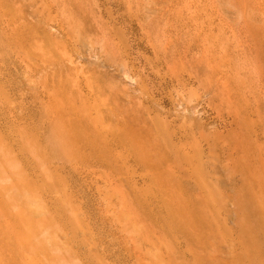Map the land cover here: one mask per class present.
<instances>
[{"label": "rangeland", "instance_id": "obj_1", "mask_svg": "<svg viewBox=\"0 0 264 264\" xmlns=\"http://www.w3.org/2000/svg\"><path fill=\"white\" fill-rule=\"evenodd\" d=\"M55 1L52 14L72 23L70 33L117 61L125 45L126 56L108 57V67L77 57L102 91L97 101L62 70L31 78L51 94L41 104L13 46L0 49L16 80L0 99L31 110L22 147L0 128V164L9 163L0 166V264H264V0H0V15L42 35ZM41 38L33 49L43 53L50 40ZM72 104L93 112L84 126L95 150L74 141L82 127Z\"/></svg>", "mask_w": 264, "mask_h": 264}, {"label": "bare ground", "instance_id": "obj_2", "mask_svg": "<svg viewBox=\"0 0 264 264\" xmlns=\"http://www.w3.org/2000/svg\"><path fill=\"white\" fill-rule=\"evenodd\" d=\"M6 1V0H5ZM13 1V0H12ZM108 3V2H107ZM57 5L58 4V1H55V2H51V6L49 5L48 6V12L50 13L49 15H47L46 16V18H45V20H44V23H43V33L44 34H42V35H39V34H37V35H35V36H37L38 38L39 37H42L41 39H43V40H46L47 39V37L49 38V40H50V45H48V46H50L48 49H47V44L46 43H44L43 44V46H42V48H43V53L42 52H38L37 50H35V49H33V45L35 44V39H37V40H39L38 38H36L34 35H32V34H29V33H27L25 30H27L26 28L25 29H23L22 28V26H23V24L22 23H18V17L16 18V15L14 16V15H10V14H7V15H0V17L4 20V18L5 17H7L5 20H4V23H5V26L3 27V23H2V25H1V22H0V49H2L3 48V50L5 49V48H7L6 50H10L11 49V46H13L12 48V53H13V55H12V57H15V59H13L10 55H8V53H7V55H8V57L6 56L5 58H9V59H11L12 58V60L14 61H16L17 62V60H18V63H19V65L21 66L20 67V71H21V74L23 75V77L25 76L26 77V72H27V80H28V84H29V89L30 90H32L31 91V96H32V94L33 95H35L36 96V98L38 97V100L40 101V103L42 104V101H43V99L46 97V96H48V101H49V99L51 98V94H49V92H48V90H47V88L43 85V83L40 81V79H39V81H35V82H31L32 80L34 81V80H36L37 79V77L38 78H41L42 77V74L43 73H45V71L46 70H54V71H56L57 69L58 70H62L66 75H74V77H75V80H74V82H75V85H76V87H77V91L82 95V96H84L85 98L84 99H86V100H89V99H92V100H94V101H97V99H98V97L100 96V95H102V91H100V89H99V86L97 85V84H95V83H93L92 81H90L89 80V77H91V75H89V74H86V72H85V69H84V67L82 66V65H78V61H77V57H80V53H85V54H88L90 57H92V60L91 61H93L94 63H96V64H100V65H103V66H105V67H108L110 64H112L113 65V63H111V62H109V61H107V58L108 57H111L112 59H114V60H116L117 61V59L116 58H114L115 56H113V55H110L109 53H106L107 52V49H105V47H104V45L101 43L98 47H95V46H93V45H91V44H89L88 43V41H87V39H85L84 37L86 36L83 32H74V33H70V29L72 28V23L70 22V21H68V23L66 24L65 23V21H63L61 18H58L57 17V14H52V11H53V9L51 10V7H53L54 5ZM13 5V4H12ZM2 7V6H1ZM12 7V6H11ZM15 7H17V6H15ZM61 8V7H60ZM69 8V7H68ZM105 8V7H104ZM15 9H17V8H15ZM23 9V8H22ZM2 10H3V7H2ZM24 10V9H23ZM3 11H6L7 13H8V10H3ZM14 11V10H13ZM51 11V12H50ZM108 10H106V12H107ZM17 12V11H16ZM15 12V13H16ZM105 12V13H106ZM3 13V12H2ZM6 14V13H5ZM13 14H14V12H13ZM110 14V13H109ZM112 14V13H111ZM19 16H20V14H19ZM111 17V16H110ZM116 17V16H115ZM107 18H109V17H107ZM119 18V17H118ZM67 19V18H66ZM110 19H113V17H111ZM1 20V19H0ZM114 20V19H113ZM110 21V20H109ZM115 22V21H114ZM82 24V23H81ZM87 24H88V22H87ZM4 28L6 29V28H10L9 29V31L10 32H4ZM88 28V27H87ZM113 28V27H112ZM111 28V30H113ZM74 29H75V27H74ZM110 29V28H109ZM105 30V29H104ZM111 30H108V32L109 31H111ZM41 31V30H40ZM85 32V31H84ZM110 33V32H109ZM111 33H112V31H111ZM110 33V34H111ZM119 33V32H118ZM121 33H122V31H121ZM106 34L107 33H105V37H106ZM114 35H115V33H113ZM123 34H125V33H122V35ZM108 35V34H107ZM122 35H120V37L122 36ZM103 36H104V34H103ZM113 36V35H112ZM116 36V35H115ZM115 36H114V38H115ZM53 37H54V39H53ZM108 38V37H107ZM113 37H112V39H114ZM115 40V39H114ZM116 40H118L117 39V37H116ZM123 43H124V41H123ZM109 45V44H108ZM119 45H120V43H119ZM133 48V47H132ZM120 49H121V52H122V50L123 51H125L126 50V46L124 45H120L119 46V56H120V58H119V60L120 61H122V62H124V58H125V56H126V54L125 53H121L120 52ZM129 50H130V48H128ZM53 51V53L50 55V53L49 54H47V51ZM1 52H0V90H2L4 87H5V85H12L13 83H15V79L14 78H12V77H10V74H11V70L8 68V66L7 65H3V63H4V57H2V50H0ZM37 51V52H36ZM4 53H3V56H5V51H3ZM166 52V51H165ZM128 53V52H127ZM134 53V52H133ZM80 54V55H79ZM55 55V58L52 60V59H50V57H52V56H54ZM48 56H49V59H48ZM165 56V55H164ZM11 57V58H10ZM129 58V57H128ZM76 59V60H75ZM90 59V58H89ZM6 60V59H5ZM113 60V61H114ZM119 60L117 61V62H119ZM13 61H12V63H13ZM130 61H132V60H130ZM9 62H11V60L9 61ZM15 63V62H14ZM13 63V64H14ZM115 63V62H114ZM141 63V62H140ZM151 64H152V62H150ZM7 64H8V62H7ZM17 64V63H16ZM148 64V63H147ZM155 64H156V62H155ZM159 64V63H158ZM153 65H154V63H153ZM16 66V65H15ZM111 66V65H110ZM146 66H148V65H146ZM150 66V65H149ZM13 67V66H12ZM19 67V66H18ZM160 67V66H159ZM16 68V67H15ZM77 68H79V70H77ZM6 69H8L6 72H5V70ZM131 69V68H130ZM137 69V68H136ZM53 71V72H54ZM124 72V71H123ZM163 72V71H162ZM139 73V72H138ZM14 74V73H13ZM19 75V74H18ZM153 75V74H152ZM156 75H158V74H156ZM17 76V75H16ZM154 77V76H153ZM158 77V76H157ZM2 78H4L3 80H1ZM31 78H32V80H31ZM17 79V78H16ZM149 79V78H148ZM167 79V78H166ZM5 80V81H4ZM26 82V81H25ZM24 82V83H25ZM138 82H139V80H138ZM151 82V81H150ZM162 82V81H161ZM156 83V82H155ZM166 84V83H165ZM170 84V83H169ZM159 87V86H158ZM225 87V86H224ZM160 88V87H159ZM25 89V88H24ZM24 89H22L20 86H19V91H21V94H24V93H22V91L24 90ZM29 89H28V91H29ZM25 91H27V89H25L24 90V92ZM28 91H27V93H28ZM20 94V95H21ZM26 94V93H25ZM27 95V94H26ZM122 95V94H121ZM151 97H152V93H150L149 94ZM157 95V94H156ZM1 97H4V95L3 96H1ZM25 97V96H24ZM112 97H113V99L111 100V101H109V102H105V107H107L108 109H112L111 111L113 112L114 111V108L116 107V106H118V102H117V96L115 97V95H112ZM151 97H150V99H151ZM34 98V97H33ZM35 98V99H36ZM143 98V97H142ZM35 99H33L34 101H35ZM145 99V98H144ZM153 99V98H152ZM37 100V101H38ZM26 102V101H25ZM37 103H39V102H37ZM36 103V104H37ZM40 103H39V105L37 104L35 107H39L40 106ZM156 104V103H155ZM94 106H100V104H98V103H96V105L95 104H93ZM120 105V104H119ZM25 106L26 105H24V108H25ZM29 106V105H28ZM29 108V112H31V110H30V106L29 107H27V109ZM34 108V107H33ZM32 108V109H33ZM69 108V111H72V110H74V112L72 111V113H73V115H75V118H76V116H77V119H78V123H76V124H78V125H80L82 128L79 130V132L77 131L76 132V135H75V137H74V141L76 142V143H78L79 144V148L82 146V147H88L89 149H91V150H95L96 149V146H95V144H97L98 142H97V139H91L90 138V136H89V134L85 131V126H84V124L85 123H88V122H85L84 121V118L85 117H87V116H90L91 114H93V112H91L90 111V108L88 107V106H84V105H82V104H79V105H75V104H72L70 107H68ZM39 109H40V107H39ZM42 109V108H41ZM99 109H101L100 107H99ZM97 107H95V117L96 118H98V116L100 115V110H99ZM116 110H118L119 109V107L118 108H115ZM25 110H26V108H25ZM34 110V111H33ZM32 110V112H34L35 113V109H33ZM27 111L28 110H26V112L24 111V109H23V106L21 107V105L18 103H15V102H13V101H11V99L8 97V98H1L0 99V116H3L2 118L4 119V121H1V122H3V124H5L4 126H0V128H4V129H6V131L8 132L6 135H5V139H8V134H11V136H10V139H12V142H15L16 144H17V146H19V147H22V144H23V142H25L26 140H27V134H26V129L28 128V127H26V125H29V122H27L26 121V119H27V114L29 113H27ZM39 110H37V112H36V114L37 113H39L38 112ZM180 111V110H179ZM41 112V111H40ZM177 112V111H176ZM181 113V112H180ZM183 114V113H182ZM185 114V113H184ZM183 114V115H184ZM82 116V117H81ZM101 117V116H100ZM177 117H180V116H177ZM183 117V116H182ZM186 117V116H185ZM186 119V118H185ZM38 124H40V122L38 121L37 123H36V125L37 126H39ZM36 126V128H38ZM41 126V125H40ZM4 129H2V130H4ZM10 129V130H9ZM38 131H39V129H37ZM37 130H35V131H37ZM40 130H42V127L40 128ZM13 134H12V133ZM17 132V133H16ZM21 132H23V134L24 135H22V133ZM40 132H42V131H40ZM40 132H38V134L40 133ZM36 133V132H35ZM34 133V134H35ZM43 133V132H42ZM179 134H177V136H176V138H177V141H180V140H182V138H184L186 135H187V129H185V130H183L182 129V131H179L178 132ZM44 134V133H43ZM43 134H42V136H43ZM4 137V136H3ZM45 137V136H44ZM44 137H43V139H44ZM26 138V139H25ZM39 138H40V136H39ZM38 138V139H39ZM168 139V138H167ZM167 139L165 140L164 138H163V141H164V143H166V141H167ZM40 140V142H42L43 140H42V138H40L39 139ZM42 140V141H41ZM7 142V141H6ZM168 142H169V140H168ZM11 143V142H10ZM171 143V148H170V150H168L169 152H171V153H173V155L174 156H176V157H178V156H180L181 154L178 152V150H175L174 148H175V146H176V143L177 142H173V141H171L170 142ZM15 144V145H16ZM26 144H28L27 142H26ZM25 144V145H26ZM39 144H41V143H39ZM167 145V144H166ZM31 146V145H30ZM30 146L28 147V148H30ZM33 146H35L34 144H33ZM39 146V145H38ZM180 146V145H179ZM10 147V146H9ZM33 148V147H32ZM31 148V149H32ZM41 148H42V145H41ZM165 148V147H164ZM7 149H9V148H7ZM31 149H28V150H31ZM14 150V149H13ZM23 150L25 151V149H22V150H20L19 151V153L22 151L23 152ZM36 150V149H35ZM38 150V149H37ZM37 150H36V152H37ZM91 150H89L91 153H93V151H91ZM9 152V151H8ZM13 152L14 151H12V154H13ZM17 152H18V150H17ZM26 152V151H25ZM181 152V151H180ZM7 153V152H6ZM27 153V152H26ZM32 153V152H31ZM167 153V150L166 149H164L163 150V152H162V154H159L161 157H165V154ZM5 154V153H4ZM3 154V155H4ZM8 154V153H7ZM10 155H12L11 154V150H10V153H9ZM34 154V153H33ZM2 155V154H1ZM0 155V156H1ZM10 155H7L6 156V154H5V158L6 157H8V159H13V157L12 156H10ZM17 155V154H16ZM15 155V156H16ZM19 155V154H18ZM20 155H21V153H20ZM24 155V154H23ZM29 156V155H31L30 154V151H29V153L28 154H25L24 156ZM36 155H38V154H36ZM41 155H42V153H41ZM105 155H106V153H103V152H101V153H98L97 155H96V157H98V158H101L102 159V157H105ZM24 156H20V158H27V156L26 157H24ZM1 157H3V156H1ZM37 157V156H36ZM182 157H183V155H182ZM21 159V160H22ZM29 159V158H28ZM1 160L3 161V159L2 158H0V162H1ZM6 160V159H5ZM16 159H15V157H14V162H16L17 160H19V159H17L16 161H15ZM20 160V161H21ZM30 160L32 161V165H33V160H32V157L30 158ZM34 160L36 161V163H38L39 164V161H37V158L35 159L34 158ZM23 161V160H22ZM21 161V162H22ZM26 161V160H25ZM11 162H12V160H11ZM10 162V163H11ZM18 162V161H17ZM21 162H18V163H16V166H18V168H20L21 169ZM20 163V165H18ZM31 162H29L28 164L29 165H31L30 164ZM41 163V162H40ZM43 163V162H42ZM2 164H4V162L2 163ZM7 164H9V163H7ZM7 164L5 165H1L0 164V166H1V168H2V166H7ZM15 164V163H14ZM26 164H27V162H26ZM32 165H31V167H32ZM36 165V164H35ZM41 165L42 164H40V167H41ZM26 165H25V162H24V167H25ZM28 167V166H27ZM4 168V167H3ZM7 168V167H6ZM5 168V169H6ZM26 168V167H25ZM30 168V167H29ZM34 168H35V166H34ZM20 169H18L17 171H19L18 173H17V177L19 178V176L21 175H23L22 174V169L20 170ZM4 170V169H3ZM9 170V169H8ZM8 170H5L4 172H2V173H4V175L5 174H7V171ZM25 170L26 169H24V176H25ZM27 170H29V169H27ZM32 170V169H31ZM1 171V170H0ZM11 171V169L8 171V173L10 174H12V172L14 173L15 172V169H12V171ZM16 171V172H17ZM35 171H36V168H35ZM34 171V172H35ZM21 172V173H20ZM27 172V171H26ZM29 172V171H28ZM33 172V171H32ZM31 172V173H32ZM30 173V172H29ZM9 174H7L8 176L7 177H9ZM16 174V173H15ZM20 174V175H19ZM32 174H34L35 175V173H32ZM19 175V176H18ZM15 176V177H16ZM29 176V175H28ZM14 177V178H15ZM23 177V176H22ZM13 178V175H11V177L9 178V180L11 179V180H13L12 179ZM10 180V181H11ZM35 180V179H34ZM14 186V185H13ZM8 187V186H7ZM11 188V187H10ZM13 189V188H12ZM11 189V190H12ZM15 189V188H14ZM26 192V191H25ZM20 193V192H19ZM24 193V192H23ZM10 202L12 203V199L10 200ZM1 203V202H0ZM5 206V205H4ZM11 206H12V204H11ZM8 207V206H7ZM10 207V206H9ZM6 208V207H5ZM11 208V207H10ZM10 208H8V209H10ZM4 209V208H3Z\"/></svg>", "mask_w": 264, "mask_h": 264}]
</instances>
